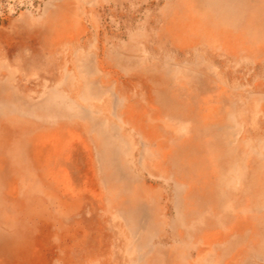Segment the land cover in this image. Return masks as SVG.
Masks as SVG:
<instances>
[{
  "label": "rangeland",
  "instance_id": "obj_1",
  "mask_svg": "<svg viewBox=\"0 0 264 264\" xmlns=\"http://www.w3.org/2000/svg\"><path fill=\"white\" fill-rule=\"evenodd\" d=\"M0 264H264V0H0Z\"/></svg>",
  "mask_w": 264,
  "mask_h": 264
}]
</instances>
